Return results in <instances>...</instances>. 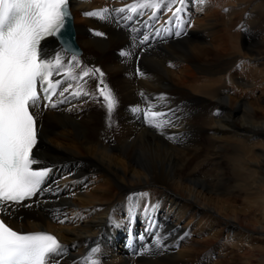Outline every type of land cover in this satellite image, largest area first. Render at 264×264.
<instances>
[{
    "label": "bare ground",
    "instance_id": "6f19581e",
    "mask_svg": "<svg viewBox=\"0 0 264 264\" xmlns=\"http://www.w3.org/2000/svg\"><path fill=\"white\" fill-rule=\"evenodd\" d=\"M134 2L71 0L84 49L77 56L80 67L65 63L55 74L63 79L52 101L57 107L45 110L41 103L33 109L39 132L35 156L53 161L48 163L52 177L34 199L14 205L5 218L18 230L48 231L59 238L63 254L47 264H81L94 247L101 250L94 257L101 264H224L225 255L217 254L223 233L227 246L230 241L232 248L262 252L253 235H264V209L248 210L235 202L264 186V0L254 5L251 0H205L203 5L186 0L175 17L179 0L160 10L142 9L143 15L113 13L112 20L85 15ZM246 6L256 9L254 45L237 73L239 40L250 20ZM145 36L149 39L139 43ZM44 45L50 59L59 54L71 60L53 38ZM69 68L77 79L65 75ZM137 68L144 75H137ZM94 69L103 72L117 100L111 121L104 102L83 94L76 101L72 95L82 91L100 98L99 74L80 78L82 70ZM62 100L72 102L64 106ZM148 104L172 120L165 134L131 111ZM83 107H89L86 113ZM200 155L209 164L195 166ZM234 160L238 168L228 169ZM157 233L164 238L159 250L153 244ZM146 247L152 254H143Z\"/></svg>",
    "mask_w": 264,
    "mask_h": 264
},
{
    "label": "snow or ice",
    "instance_id": "6c2138e0",
    "mask_svg": "<svg viewBox=\"0 0 264 264\" xmlns=\"http://www.w3.org/2000/svg\"><path fill=\"white\" fill-rule=\"evenodd\" d=\"M175 2L176 0H135L125 7H105L85 15L112 20L113 13L119 15L130 11L143 15L142 9L160 10ZM185 2L186 0H179L180 6L172 13L173 17L184 11ZM68 3L69 0H0V214L4 216L12 214L14 205L21 204L42 191L51 171L43 166V161L33 155V148L37 143V129L36 119L30 108H37L42 100L48 101L44 107H57V103L52 102V96L61 81L53 82L52 78L65 63L80 67L75 54L70 61L65 62L59 54L48 59L42 50V41L46 38L63 35L66 21L70 17ZM199 3L203 5L205 0H199ZM155 15L153 12V16ZM120 18L130 20L132 16ZM95 34L104 35L101 32ZM148 39L145 36L140 43L144 44ZM120 55L130 56L131 53L122 51ZM136 71L138 75H144L139 68ZM97 73L101 77L97 82V90L103 98L108 119L111 121L117 100L110 87L104 83L103 72L99 69L82 70L80 78L94 77ZM65 75L73 80L77 79L71 68ZM67 91L68 88L63 89V92ZM63 92L60 94L63 95ZM82 94L97 98L89 92L72 93L74 96ZM140 95L144 97V93ZM154 108L155 105L148 104L144 109L136 106L131 111L140 114L148 126L163 135L164 130L172 125V120L166 118L167 112ZM33 165L41 167L34 169ZM60 222L63 223L62 220ZM163 241L161 234L153 236V244L157 250L164 247ZM63 251L64 246L55 235L45 231L22 233L13 230L4 219H0V264H47L49 259L61 256ZM100 251L99 247L92 248L81 264H101L100 259L94 258ZM143 254H152V249L144 248Z\"/></svg>",
    "mask_w": 264,
    "mask_h": 264
},
{
    "label": "rangeland",
    "instance_id": "374dc122",
    "mask_svg": "<svg viewBox=\"0 0 264 264\" xmlns=\"http://www.w3.org/2000/svg\"><path fill=\"white\" fill-rule=\"evenodd\" d=\"M106 1H108V0H106ZM255 1L256 0H251V3L253 4ZM246 7H248V9H249L248 10L249 11L248 15L250 17V20L246 24V25H248V29L243 30L241 32L242 33L241 34V39L239 40L240 52H239V56L238 57L240 59H238L237 63L235 64V66H234L235 69L233 68V70H237V73L240 72V69L243 70L241 61H243L242 59H244V56L247 55L246 52H248V49L254 45L250 41V37H252L254 35V32H255L254 31L255 28L252 27V26L256 22V20H255L256 17L254 18L255 14H256V9H254V7H252V6H246ZM218 20L222 21L221 17H219ZM245 23H246V20H245ZM71 66L72 65H69V67H71ZM80 73H78V74H80ZM237 73H235V74H237ZM256 79H257L256 82L261 80V78L258 77V76H256ZM78 82L81 83V79ZM90 89H94L93 85H91ZM239 94L241 95V93H239ZM248 99H250V97H248ZM95 101L96 102H99V101L103 102V98L100 97L99 99H95ZM262 106H264V104ZM88 109H89V107H83L81 109V111H82V113H86L88 111ZM44 112H46V111H44ZM46 161L48 163H52L53 162V161H48V160H46ZM193 163H194L195 166L198 163L204 164V166L209 164V163H207V158L205 157V155H200L197 159L194 160ZM237 163L239 164V161L238 160H234L231 166H229V164H228L229 168L228 167L227 168L228 169H232V166H233L234 169H237L238 168V166H236ZM235 204L236 205H240V207H242V208H247L248 210L260 211V209H264V186H262L260 192L257 195L251 196L249 198H246L243 195V196L237 198V201L235 202ZM257 215H258V217H262V213L261 212H259ZM253 236H255L256 239H260V243L262 244V247L264 248V235H260L259 233L258 234L254 233ZM228 243H229V246L226 245L227 244L226 243V236L224 237V233H223L222 237H219L218 241H217V244H218L217 247H219L217 249V254L225 255L224 264L226 263V260L229 262L228 264H234L235 262H237L238 264H264V250L262 252H260V253H258L257 251H254L252 248H250V249L245 248V249L241 250L242 249L241 247L240 248H235V247L232 248V245H231L230 241H228ZM170 248L172 249V247H170ZM208 251H209V248L200 253V255H199L200 259H199L198 263L202 262V260L204 259V258H202L201 255H203V257H204V255ZM243 251H245L246 253L243 252Z\"/></svg>",
    "mask_w": 264,
    "mask_h": 264
}]
</instances>
